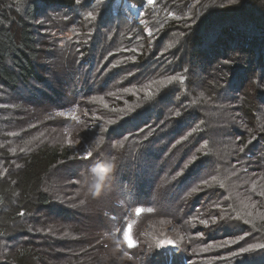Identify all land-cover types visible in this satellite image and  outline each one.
Here are the masks:
<instances>
[{"label": "trees", "instance_id": "1", "mask_svg": "<svg viewBox=\"0 0 264 264\" xmlns=\"http://www.w3.org/2000/svg\"><path fill=\"white\" fill-rule=\"evenodd\" d=\"M127 1L138 5L141 16L129 19L114 8V0L80 4L83 14L92 11L96 15L95 20L89 19L95 29L89 41L66 44V62L79 65L76 60L80 55L88 54L98 66L103 65L102 70L95 74L92 68L95 81L89 80L71 95V108L61 104L52 108L48 106L50 96L42 90L52 86L50 67L42 60L43 54L53 52V45L39 39L40 33L31 23L41 6H47L42 14L48 17L79 5L75 0H22L24 7L10 17L5 9L7 0H0V264H104V258L98 262L104 249L124 256L129 261L126 264H136L140 238L147 233L139 230L144 229L146 220L143 214L138 215L135 227L141 235L131 249L120 232L113 235L114 228L107 227L110 231L104 236L107 228L92 223L90 208L82 198L87 180H92L89 169L101 161L111 164L110 182L118 176L123 186L120 193L130 191L135 200L128 201L145 205L155 176L130 187L121 181L119 172L139 168L140 160L148 159H152L151 165L167 167L161 165L162 158L177 141L180 143L174 148L181 151L179 164L196 156V163L186 173L195 177L185 189L199 185V199L211 193L215 202L205 213L195 208L181 218L164 212L170 215L172 230L186 235L183 258H162L163 262L191 264L197 259L196 264H264L258 260L264 258V250L231 255L241 246L264 243V196L259 194L264 191V148L252 158L264 143V0H238L231 5L228 0H158L154 6L146 0ZM186 23L193 27L185 28ZM169 44L174 46L168 48ZM223 58H229L230 64L221 71ZM104 73L105 78L97 77ZM170 75L186 77L185 83H157ZM162 96L165 102L157 103ZM214 99L218 103L215 110L223 115L221 124H228L230 130H223L220 136L209 129L208 112L214 111L209 104ZM73 108L79 119L54 116L56 111ZM176 111L181 113L179 117L174 115ZM84 124L92 128L88 131ZM73 125H77L75 129ZM67 128L86 132L84 141L69 147ZM85 140L91 147L95 144L93 156L87 160L77 155L87 145ZM98 140L102 142L97 144ZM245 158L248 165L239 168ZM258 162L261 166H252ZM73 164L82 171L67 170ZM245 172L251 173L250 177ZM203 180L210 186H204ZM217 204L219 207H214ZM50 206L51 213H43ZM116 207L120 213L123 202L113 205ZM189 213L193 215L191 223L203 225L200 220H208L207 227L220 226V231L229 222L238 227L213 231L205 241L192 239L190 243L185 220ZM221 215L225 220L219 219ZM97 232L106 237L101 246L93 238L88 241ZM240 235L246 240L239 244L214 246ZM132 251L135 258H131Z\"/></svg>", "mask_w": 264, "mask_h": 264}, {"label": "rangeland", "instance_id": "2", "mask_svg": "<svg viewBox=\"0 0 264 264\" xmlns=\"http://www.w3.org/2000/svg\"><path fill=\"white\" fill-rule=\"evenodd\" d=\"M84 1L85 0H81V5ZM113 4L115 9L119 8L120 12L127 16L129 19H136L141 16V9L135 3L126 0V4H117L114 0ZM23 7L24 5L22 0H7L5 9L7 11L8 16L13 17L12 14L14 13V11H16V9L18 8ZM54 8H56V5L53 6V8L51 9ZM46 9H48L47 6H41V12L35 16L34 21L31 24L33 25L34 29L40 33L39 39H42L43 41H46L47 43L49 42L53 45L51 47V49H53V52L51 51L48 56L46 54H43L44 57L42 60L43 63H46V65L50 67V75L48 74V79L51 81L52 86L49 85L47 88L42 89L36 83H32V85H34L35 87H40L42 90L46 89L45 94H48V96H50L48 106L54 108L53 106H59V104H61L68 106L66 108H71L68 104L71 95H73L76 90L78 91L79 88L85 87L89 80H91V82H94L95 80L93 77L92 68L94 67L93 71L95 74H99L102 70L103 65L98 66V62H96L97 60H91L88 54H85L83 57V54H79L80 58L76 60L79 61V65L76 62H74L72 65H67V49L65 47L66 44L70 41H89L91 32L95 29V26L94 28L90 27L91 22L89 21V19L86 18V14H83L82 10H80V5L72 10L61 9L58 11V13L52 12L51 14H49L48 17L42 14L44 11H46ZM77 14H80L81 16L77 18ZM47 47L49 48V45ZM76 57H78V55H76ZM104 74L105 75L97 77L105 78L107 74ZM27 90L29 91L28 88ZM223 96L226 98L225 95ZM176 99L178 98L176 97L175 100ZM216 100L217 99H214L211 105L209 104V106L214 110L213 112H208L212 121V124L210 123L209 125V129L210 131L214 132V135L220 136L223 134V130H230H228V124H221V119L223 118V115H220V112L215 110L216 108H218V103ZM230 105L231 104H229L228 106ZM63 111H71V109ZM232 118L233 116L229 117L230 120H232ZM76 126L77 125H73L72 128L75 129ZM166 127L168 131L169 126L167 125ZM83 128L89 131L92 126L86 127V125L84 124ZM70 129L71 128L66 129L68 131L66 141L71 138L74 142V146H77L79 142L84 141V134H86V132L74 133V130ZM228 139L230 142H233V136H230V138ZM89 142L90 141L85 140V143H87V145L85 144V148H80V152H78L77 154L78 156L81 155L84 149L91 150L94 148L95 144H93V146L91 147ZM176 144L171 146V148L169 149L170 152L166 154V156L164 155V158H162L163 162L161 163V165L164 164L167 165V167L151 165L152 159H148L140 160L141 166L139 168H131L129 170H125L123 168V172L121 170L119 172L121 173V181H125V185H130V187L141 184L140 181H148L149 175L155 176L153 180V192H150L146 195V197L148 196L145 199L146 202L142 200L141 197H138V199L145 202V205H148L147 208L153 209L152 212H147V208H144L145 205L135 203V201L130 202L131 200H135L134 196L130 191L126 193L124 189V191H121L122 194L120 193V188L123 189V186L119 182L118 176H116V178H112L111 182L110 178L112 175L109 176V179L106 182V186L102 189L101 194L99 196H94L92 192L89 191L92 180L90 181L88 179L87 188H85L82 193V198H85V200L83 201L90 208V212L92 214V223L99 227H101L100 225H104L106 228H114L113 235L116 236H118L116 229H121V237L126 247L127 244L123 237L124 231L129 232V234L136 241V246L138 245L136 237L138 235H141L139 231H147V233L143 232L140 238V240H142V246L140 249V258L139 261L136 262V264H166L165 262H163L162 258L172 259L173 257H181L182 259V243L184 241L183 239L185 238L186 233L180 234L176 232V230L173 231L170 227V224L168 223L170 220V215H167L164 212H168L170 214L174 213L173 215L178 218H181L179 216L186 215L188 211H190L191 209L195 210V208L196 211H202L205 213L206 211H209L212 208L213 203L215 202L214 200L210 199L211 193L205 194L204 197L201 196L200 199L198 196L200 194L192 193L191 195H188L191 190L187 191L185 188L189 183V179L195 176L192 173H186L187 170L192 166V164L196 163V160L193 161V157L196 158V156L191 155L190 158H188L183 164H179L180 162H178V160L180 159H178V157L180 156L181 151L175 150L174 146ZM263 144V142L260 143L256 153L252 157L253 159L256 158L255 156L260 154L261 149L264 148ZM172 151H174V154L171 153ZM175 154H177V156H175ZM243 162L244 163L239 165V168H245L246 165H248L247 158H245V161L243 160ZM260 164L261 163L258 162V164H254L252 166H261ZM208 166L206 167V169L208 168ZM206 169H204L203 171H205ZM67 170H75V172H77L78 165L73 164L72 166H69ZM79 171H82V169H80ZM160 171L162 174H159ZM77 175L82 176L83 172ZM250 175L251 173L249 174L245 172L246 177H250ZM120 200L121 202H123V207H121V212L118 213V208H120V206H118V208H113V205H119ZM197 200H199V202H197ZM194 204H198L199 206L197 207L196 205L194 207ZM137 207L145 209V211L141 213L143 214L141 216H143V219L146 220V226L142 230L140 227L139 231L137 227H135L137 224L136 219L138 218V215L135 212V208ZM52 209L53 206L43 209V213H51ZM192 216V213H189L188 218H185L186 223L189 226L187 228V231L191 232L187 234V240L190 243L193 242L192 239L198 240L200 242L205 241L210 235V233H213V231L219 230V232H222L224 229L226 232L233 231V225H230V222L226 224L227 227L225 226V228L220 231V226L209 228L207 226L203 227L204 225H200L199 223H191L190 219L192 218ZM182 225L185 228L184 223ZM109 229H106V234L104 236L108 235L107 233L110 231ZM99 236V234H91L88 237V241L93 238V240L97 241V243H100L102 241V244H104V240L106 237ZM116 236H114V240ZM165 241H173L175 247L170 245L164 246L163 248L157 247L160 242ZM176 251H178V254H175ZM161 252H165L168 255L161 256ZM130 254L132 255L131 258H135V251H132ZM103 255V257L99 258L98 262L101 261L103 258L104 259L102 262H104V264H126L127 262H129L124 256L119 255L117 252L109 249H104ZM259 259L264 260L262 256H259L258 260ZM197 261L198 260L196 259L191 264H196ZM226 264H228V262Z\"/></svg>", "mask_w": 264, "mask_h": 264}, {"label": "snow or ice", "instance_id": "3", "mask_svg": "<svg viewBox=\"0 0 264 264\" xmlns=\"http://www.w3.org/2000/svg\"><path fill=\"white\" fill-rule=\"evenodd\" d=\"M115 2L117 4H121V3H125L126 4V0H115ZM146 2H147V4L154 6L156 3H158V0H146ZM75 3H76V5H80L81 4V0H75ZM228 3L230 5L231 4H236V3H238V0H228ZM170 15H171V13H170ZM86 18L90 19V20H95L97 17L94 14V12L89 11V12H87ZM194 23H195V21H194ZM192 27H193V24H187V23L185 24V28H192ZM149 35H151V33H149ZM182 35H183V33H182ZM173 46L174 45L169 44L168 48H172ZM229 64H230V59L229 58H223L222 61H221V71H223L224 68L226 66H228ZM185 80H186V77H184L182 75H170L166 79H162V80L157 81V83L162 85V86H167V85H172L174 82H178L179 84H184ZM149 87H151V86L149 85ZM125 91H128V89H126ZM93 99H96V98L93 97ZM99 99L103 100V97H100ZM164 102H165V100H164L163 96L160 98L159 101H157V103H164ZM193 103H195V102H193ZM0 106H2V105H0ZM75 113H76V109L75 108H73L71 111L59 110V111H56L54 113V116L56 118L79 119V117H77ZM174 115L179 117L181 115V113L179 111H176L174 113ZM49 118H51V117H49ZM109 123H111V122H109ZM193 131H195V129H193ZM188 135L189 136L192 135V132H189ZM125 139H127V137H125ZM183 139H187V136L183 137ZM101 142L102 141H99V140L96 141L97 144H99ZM67 143H68L69 147H74V142L72 141L71 138L68 139ZM177 143H180V141H177ZM249 143H251V141H249ZM205 146H207V145H205ZM240 150L243 151V148H241ZM13 151H15V150H13ZM206 155H207V153H206ZM92 156H93V153H92V151L90 149H84L82 151L81 155L79 156V158L87 160V159L92 158ZM195 159L196 158L193 157V161ZM212 179L214 180L215 177H212ZM202 183H203L204 186H210L208 180H203ZM253 188H255V185L253 186ZM199 190H200V186L197 185L196 187H193L191 189V192H189L188 195H191L192 193H196ZM259 194L261 196H264V191L260 192ZM56 199L58 200V197ZM81 203H83V201H81ZM214 207H219V205L218 204L214 205ZM144 211H145V209H143L141 207L135 208V212H136L137 215L141 214ZM146 211L150 213V212L153 211V209L152 208H147ZM19 215L23 216V215H25V213L24 212H20ZM249 215H251V213H249ZM211 219H212V223L213 224L217 223V219L215 217H213ZM219 219L220 220H225V215H221L219 217ZM228 219H231V217L229 216ZM245 222L248 223V221H245ZM200 223L205 225V226L209 225V221L208 220H200ZM233 227H238V226L237 225H233ZM120 231H121V229H119V228L116 229L117 233H119ZM123 237H124V240L126 241V244H127L128 248L131 249V248L136 246V241L133 239V237L129 234L128 231H124L123 232ZM245 240H246L245 235H240V236H238L235 239L224 240L222 242L217 243L214 246L218 247V248L226 247V246L233 245V244H239L241 241H245ZM169 245L175 247L173 241L160 242L157 245V247L163 248L164 246H169ZM212 246L213 245H209V247H212ZM257 249L258 250H264V243L249 244L247 247L241 246L238 251H233L231 253V255L234 256V257L235 256H241V255H244V254H247V253L251 252L252 250H257ZM205 250H207V249H205ZM124 255L127 256L128 253L125 252ZM160 255L161 256H166L168 254L165 253V252H161ZM221 259H223V257H221Z\"/></svg>", "mask_w": 264, "mask_h": 264}, {"label": "clouds", "instance_id": "4", "mask_svg": "<svg viewBox=\"0 0 264 264\" xmlns=\"http://www.w3.org/2000/svg\"><path fill=\"white\" fill-rule=\"evenodd\" d=\"M111 171L112 165L102 161L90 167L89 172L91 174L92 183L89 191H91L94 196H99L101 194L102 189L106 186Z\"/></svg>", "mask_w": 264, "mask_h": 264}]
</instances>
